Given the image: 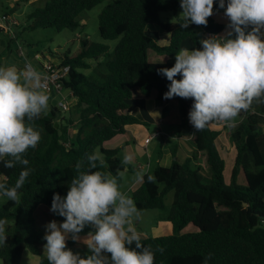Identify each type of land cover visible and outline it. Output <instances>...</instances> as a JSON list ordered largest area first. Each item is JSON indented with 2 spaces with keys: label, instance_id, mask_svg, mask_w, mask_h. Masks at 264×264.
Here are the masks:
<instances>
[{
  "label": "trees",
  "instance_id": "16d2710c",
  "mask_svg": "<svg viewBox=\"0 0 264 264\" xmlns=\"http://www.w3.org/2000/svg\"><path fill=\"white\" fill-rule=\"evenodd\" d=\"M101 1L48 0L27 15L26 27L79 28L83 26L81 13ZM179 7L180 0H115L99 15L101 36L119 38L114 51L86 37L76 56L66 55L59 62L70 68L60 82L68 92L65 97L78 101V115L74 116L73 104L61 106L58 100L34 121L42 139L26 153L30 175L19 190V200H8L0 207L8 236L7 243L0 247L3 264H21L25 249L40 256L42 264H48L45 233L36 223L35 211L41 205L51 207L55 193L67 194L76 164H86L89 153L99 152L104 163L98 170L116 176L122 184L126 165L119 156L120 149L106 148L104 143L127 131L129 125L147 123L141 108L131 107L134 97L156 92V104L163 109V117L169 112L170 101H177L182 116L189 117L193 100L179 96L165 99L170 81L159 73V69L175 64L185 41L190 40L194 48L201 46L196 24L187 29L180 26L183 21L177 12ZM220 9L216 0L214 11ZM166 11H174L176 19H161L160 14ZM149 24L162 26L168 41L162 43L148 33ZM212 25L217 31L225 28L210 16L204 26ZM14 41L10 39L8 49ZM151 50L170 60L150 61ZM91 59L97 62L91 63ZM79 69L91 72L86 75ZM177 78H181L179 74ZM57 93L54 86L48 91L50 102ZM62 111H68V115ZM245 112L244 120L231 131L236 157L230 182H226V163L217 146L221 131L209 124L193 132L192 156L184 162L175 159L168 167L157 165L148 173L153 181L145 176L131 193L139 211L166 210L165 196L173 191L167 219L174 233L142 238V243L155 252V264H264V102L254 101ZM23 167L9 169L0 163V181L14 185ZM241 173L245 184L239 182ZM189 225L196 230L186 231ZM161 248L163 252L158 251Z\"/></svg>",
  "mask_w": 264,
  "mask_h": 264
},
{
  "label": "clouds",
  "instance_id": "9594fccd",
  "mask_svg": "<svg viewBox=\"0 0 264 264\" xmlns=\"http://www.w3.org/2000/svg\"><path fill=\"white\" fill-rule=\"evenodd\" d=\"M216 0H180V26L207 25ZM228 19L225 35L200 40V47L182 48L172 67L159 69L170 81L164 98H191L189 120L197 130L212 121L233 127L242 111L253 102H264V0H219ZM181 78H177V75ZM44 74L30 60L22 67L0 64V163L5 168L24 166L14 185L0 181V197L19 200V190L30 175L26 153L42 139L34 121L49 108L50 96ZM126 154L123 164L133 163ZM103 157L93 151L86 164H76L66 195L55 193L51 211L64 219L46 224L43 237L48 264H155V252L142 243L136 227L140 212L134 199L121 191L116 176L98 170ZM149 182L154 177L137 169L135 177ZM91 230L82 242L88 255L67 246L81 241L82 231ZM8 240L0 219V247ZM163 252L164 249H158Z\"/></svg>",
  "mask_w": 264,
  "mask_h": 264
},
{
  "label": "crops",
  "instance_id": "0c3cea01",
  "mask_svg": "<svg viewBox=\"0 0 264 264\" xmlns=\"http://www.w3.org/2000/svg\"><path fill=\"white\" fill-rule=\"evenodd\" d=\"M216 23L224 24L225 28L221 31H217L215 25L206 27L204 25H196L197 31L201 37L204 38L205 34L208 32L219 33L220 35H225L227 31L228 19L224 15V9L213 11V15ZM149 27V26H148ZM154 29L152 31L157 35H153L158 38L162 43L168 41V35L163 27L158 25L152 26ZM199 27V28H198ZM159 28L163 29L160 30ZM149 29V28H148ZM188 43V48H194L193 43L190 40L185 41ZM164 60H170V58H162ZM153 60H160V58H155ZM163 60V61H164ZM65 92V91H64ZM68 93V92H66ZM64 93V94H66ZM135 104L131 106L132 108L140 107L142 113L147 121L146 124L135 123L127 127V131L118 134L104 143V147L109 149H120L119 156L121 153L123 156L126 154L133 155V163L126 165L124 171L122 172V184L120 185L121 191L131 196V193L137 189L143 180H137L135 173L137 169H146L147 173H151L157 165L168 167L175 159L184 162L188 157L192 156L195 151L193 132L195 128L190 123L189 117L184 118L180 112L179 104L177 101H170L169 112L166 117H163V109L161 106L156 104V92H153L150 96H136L133 98ZM246 112L242 111L235 120L233 127L227 126V124H221L217 121L210 122V126L213 129L221 131L217 139V146L222 155V157L228 156V162L226 163L225 174L229 171L231 174V166L235 165L236 150L234 142L231 139V131L233 128L237 127L245 118ZM153 124V127L150 126ZM160 132V135L155 136L156 132ZM152 137L149 142H146L148 137ZM175 157V159H172ZM240 178V175H239ZM240 180V179H239ZM230 182V179H227ZM7 201L0 197V207L4 205ZM49 206H39L35 211V219L37 225L46 232V224L52 220L62 221L64 218L54 214ZM145 211H139L144 213ZM141 216L137 223V228L142 238L148 237L149 232L147 229L151 228L152 236H164L174 233V227L171 221L167 219V211L159 214L156 217L155 222H150L147 226L141 227L142 219ZM166 218V219H165ZM144 229L146 231H144ZM91 227H86L81 235V241H73L69 238L67 246L71 248L74 252L81 250L84 255L86 252L89 253L87 246L82 242L83 238L87 236ZM46 256V252L44 251ZM0 264L3 261L0 259ZM21 264H42L41 258L38 255L32 253L29 249H25L22 254Z\"/></svg>",
  "mask_w": 264,
  "mask_h": 264
},
{
  "label": "rangeland",
  "instance_id": "374dc122",
  "mask_svg": "<svg viewBox=\"0 0 264 264\" xmlns=\"http://www.w3.org/2000/svg\"><path fill=\"white\" fill-rule=\"evenodd\" d=\"M48 0H0V64H16L20 67L23 66L24 61L30 60L34 63L35 66L45 75L46 66L49 65V62L59 63L66 55L70 57L76 56L82 50V39L88 37L92 43H102L109 46V52H113L119 38L116 39H105L101 36L99 32V15L104 10V8L115 0H102L97 5L91 9H87L81 13L79 16L83 26L76 29H63L57 30L54 27H39L35 30L28 29L26 26L27 15L32 11L35 6H42ZM177 12L180 14L182 8L179 7ZM7 14L6 17L3 15ZM161 19L165 21H174L175 13L174 11H166L160 14ZM156 24H149L147 31L151 35H157L154 31V26ZM161 27L160 25H158ZM162 28V27H161ZM159 28L160 30H163ZM199 28V27H198ZM219 34V33H217ZM18 35V39H14V36ZM220 35V34H219ZM208 37L205 34L204 38ZM13 39L11 50L8 49V44L10 39ZM183 48H188V43H184ZM149 60L152 62L162 61V58H170L165 54L157 53L153 50L148 53ZM155 58H160V60H153ZM91 63H96L94 59L89 60ZM102 61V59L100 60ZM86 75H89L91 70L89 69H79ZM49 91V90H48ZM64 89L58 91L56 95L53 96L51 102L49 101V108L52 107L51 104L57 103L58 100H65V104H73V113L76 117L78 115V109L75 106L78 101L74 100L72 97H65ZM77 102V103H76ZM131 105L135 104V100L130 101ZM80 105V104H79ZM77 109V110H76ZM64 111V110H63ZM62 111V112H63ZM64 115H68V111L63 112ZM150 126L153 127V124L150 123ZM121 157L124 158L121 153ZM225 163L228 162L229 157H223ZM175 159V157H172ZM171 166V164H170ZM234 167V166H233ZM231 166L230 171L233 169ZM209 172V171H208ZM226 182L227 179H230L231 174L227 171L225 174ZM239 182L245 184V178L243 173L240 174ZM173 191H170L165 196V202L167 209L170 208L173 202ZM4 200L8 201L7 198L3 197ZM44 206V205H42ZM166 210L163 209H151L141 213L142 224L141 227L147 226L150 222H155L156 217L159 214L164 213ZM166 219V218H165ZM147 221V223L145 222ZM138 223V221H137ZM136 223V227H137ZM140 230L139 228H137ZM149 236H152L151 228L147 227ZM193 225H189L186 228V231H195ZM144 231H146L144 229ZM81 255H84L81 250H77ZM89 253L86 252V255Z\"/></svg>",
  "mask_w": 264,
  "mask_h": 264
},
{
  "label": "built area",
  "instance_id": "2783aa9c",
  "mask_svg": "<svg viewBox=\"0 0 264 264\" xmlns=\"http://www.w3.org/2000/svg\"><path fill=\"white\" fill-rule=\"evenodd\" d=\"M213 34L216 33H211V32L206 33V35L208 36ZM45 68H46V74L44 76L46 78L45 82L47 84V90H51L53 86L56 88L57 91L63 90V86L60 82V79L69 72L70 70L69 66H60V63L57 64V63L49 62V65H47ZM59 104L61 106H66L64 99L60 100ZM217 122L221 124H226L225 122L222 121H217ZM154 135L158 136L160 135V132L158 131ZM151 138H152L151 136L148 137L146 139V142H149Z\"/></svg>",
  "mask_w": 264,
  "mask_h": 264
}]
</instances>
